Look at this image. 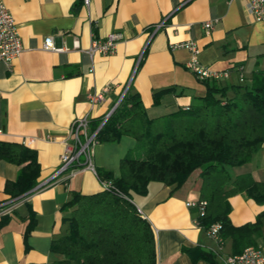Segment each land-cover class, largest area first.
I'll use <instances>...</instances> for the list:
<instances>
[{"label": "crops", "instance_id": "obj_1", "mask_svg": "<svg viewBox=\"0 0 264 264\" xmlns=\"http://www.w3.org/2000/svg\"><path fill=\"white\" fill-rule=\"evenodd\" d=\"M249 0H4L18 26L23 49L10 64L0 60V141L18 142L36 151L39 175L34 188L18 197L5 190L18 176V166L0 157V264H52L63 256L52 241L68 231L62 205L74 193L101 190L96 174L80 170L54 177L74 118L87 114L90 127L113 111L123 92H137L150 117L186 108L204 95L205 82L186 68L190 52L172 43L193 40L200 62L229 77L209 80L221 85L248 82L264 71V20L247 9ZM163 24L156 28V24ZM210 20L207 31L204 22ZM120 34L112 54H89L92 39ZM52 36L61 50L42 47ZM240 74L243 76L240 79ZM108 90L103 98L90 96ZM168 88V89H166ZM166 89V90H164ZM159 90H164L158 92ZM124 92V93H125ZM155 92H158L154 94ZM135 145L123 135L118 141L97 142L96 173L119 174L120 159ZM232 179L249 174L264 181V143L250 161L230 168ZM47 183L44 187L39 185ZM200 169L178 188L150 181L145 194L131 201L153 231L156 264H223L231 242H218L195 224L197 209L186 202L200 197ZM234 225L253 221L264 210L243 193L228 198ZM264 253V228L256 245ZM188 247L213 254V261L193 260Z\"/></svg>", "mask_w": 264, "mask_h": 264}, {"label": "trees", "instance_id": "obj_2", "mask_svg": "<svg viewBox=\"0 0 264 264\" xmlns=\"http://www.w3.org/2000/svg\"><path fill=\"white\" fill-rule=\"evenodd\" d=\"M204 82L203 96L158 117L147 114L137 92L126 90L96 135L99 142L118 141L123 135L135 139L134 147L120 159L118 175L112 170L97 172L111 179L119 192H78L62 205L70 211L63 217L68 231L52 241V251L63 256L52 264H156L152 228L130 200L131 194H145L150 181L178 188L195 169H200L199 199L206 201L204 214L197 216L200 226L207 229L220 222L219 235L230 240L233 254L256 245L264 228V210L253 221L234 225L228 198L243 193L264 204V181L249 174L232 179L230 174V168L250 161L264 143V71L252 72L248 82ZM0 157L19 169L5 190L12 197L30 192L39 175L36 151L0 141ZM186 251L193 260L214 262L213 254L200 247Z\"/></svg>", "mask_w": 264, "mask_h": 264}, {"label": "built area", "instance_id": "obj_3", "mask_svg": "<svg viewBox=\"0 0 264 264\" xmlns=\"http://www.w3.org/2000/svg\"><path fill=\"white\" fill-rule=\"evenodd\" d=\"M87 4L88 0H84ZM247 9L252 13L256 20H264V0H249L247 2ZM163 24V20L156 24V28ZM204 27L208 31L212 22L210 20L204 22ZM120 34L111 32L103 39L94 38L89 47V54H112L115 52L116 41ZM42 47L46 50H61L54 44L52 36H46L43 40ZM184 47L190 52V58L185 62L187 69L191 70L198 79L219 80L229 77L228 70H214L202 64L198 58L199 47L193 40H186L171 44V48ZM23 46L18 32V26L13 19L11 12L6 7L4 0H0V60L10 64L22 51ZM243 76L240 74V79ZM108 90L105 86L101 91L96 92L90 96V102L96 103L103 98V93ZM125 92V91H124ZM124 93L120 96H122ZM121 100V99H120ZM120 102V101H119ZM106 117L99 123V125L92 129L90 127L91 118L87 114H82L71 122L70 125V140L64 143L63 151L59 156V166L54 173V177L65 173L67 177L75 175L80 170H89L98 177L101 189L113 190L119 192L111 179H105L98 176L93 162L94 146L98 142L96 135L105 121ZM47 183H42L39 188L44 187ZM187 206H192L197 209V216H202L205 212L206 201L197 199L186 202ZM4 204H0V215L4 210ZM196 225H200L198 219L194 221ZM221 228L220 222H213L206 229L208 236L215 239L220 248L223 244V239L219 235ZM223 264H264V253L257 246H247L240 253H228L221 258Z\"/></svg>", "mask_w": 264, "mask_h": 264}, {"label": "water", "instance_id": "obj_4", "mask_svg": "<svg viewBox=\"0 0 264 264\" xmlns=\"http://www.w3.org/2000/svg\"><path fill=\"white\" fill-rule=\"evenodd\" d=\"M124 93V92H123ZM121 97L119 98V100L117 101L116 105L119 103ZM112 111H110L108 114H107V117L109 116V114L111 113Z\"/></svg>", "mask_w": 264, "mask_h": 264}]
</instances>
